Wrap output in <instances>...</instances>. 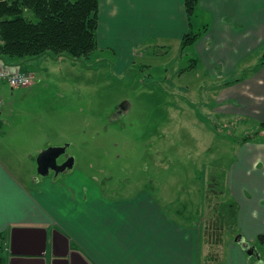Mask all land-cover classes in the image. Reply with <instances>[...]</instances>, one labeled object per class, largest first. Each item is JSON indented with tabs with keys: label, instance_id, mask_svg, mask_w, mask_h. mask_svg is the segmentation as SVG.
<instances>
[{
	"label": "crops",
	"instance_id": "0c3cea01",
	"mask_svg": "<svg viewBox=\"0 0 264 264\" xmlns=\"http://www.w3.org/2000/svg\"><path fill=\"white\" fill-rule=\"evenodd\" d=\"M196 21L207 29L189 46L219 84L212 112L263 121L264 64L251 66L249 58L264 48V0H199L190 22L184 0H99L98 44L130 58L141 56L144 43L180 50ZM231 147L225 176L242 242L224 240L216 260L207 252L203 220L175 207L173 214L175 201L163 203L146 190L106 194L75 179L73 158L61 178L50 175L52 168L26 178L0 158V264H264L260 254L253 263L246 252L264 234V139ZM70 251L77 254L72 262Z\"/></svg>",
	"mask_w": 264,
	"mask_h": 264
},
{
	"label": "rangeland",
	"instance_id": "374dc122",
	"mask_svg": "<svg viewBox=\"0 0 264 264\" xmlns=\"http://www.w3.org/2000/svg\"><path fill=\"white\" fill-rule=\"evenodd\" d=\"M202 28L196 21L192 30ZM146 44L134 58L99 47L85 62L44 54L20 64L35 78L18 87L0 82V158L26 178L41 176L40 152L65 147L59 161L72 157L75 179L106 194L126 197L146 190L163 203L177 200V209L186 204V217L191 213L192 221L211 226L202 228L211 242L207 252L219 255L221 243L233 240L223 215L230 188L220 175L235 156V137L255 130L258 121L212 112L217 78L201 61L181 71L189 58L198 57L193 45L183 55L176 45L161 52L162 45ZM263 54V46H257L251 66ZM50 175H57L53 168ZM215 204L223 225L218 235L212 231ZM261 242L257 235L256 246L264 247ZM252 259L256 263L258 257Z\"/></svg>",
	"mask_w": 264,
	"mask_h": 264
},
{
	"label": "trees",
	"instance_id": "16d2710c",
	"mask_svg": "<svg viewBox=\"0 0 264 264\" xmlns=\"http://www.w3.org/2000/svg\"><path fill=\"white\" fill-rule=\"evenodd\" d=\"M198 1L184 0L189 22L195 13ZM98 27L99 0H0V63L15 65L17 68L14 70H21L25 67L20 64L44 54L54 58L68 56L85 62L99 48ZM206 29L205 25L198 31L190 29L185 32L181 38V54L184 55L186 47L195 43ZM158 48H161L159 50L161 52H166L168 49L165 46ZM197 64V58H189L181 71L195 68ZM260 64H264V54ZM254 139H264V120L258 123L255 130L241 137H235V140L241 143ZM215 174L217 175V172ZM220 177L224 179L225 173L222 172ZM228 201L229 204L223 215L235 240L237 237H242L241 232L236 228L237 204L233 199ZM176 203L178 201L170 203L169 208L173 209ZM186 209L187 205L184 204L178 214L183 216ZM215 216L216 222L213 225L215 228L212 227V231L218 235L219 232L221 234L223 225L217 210ZM209 228L211 226L206 227L205 230H211ZM259 238L263 242L264 235H260ZM207 240L209 241L208 237ZM253 245L256 247V253L262 256L264 247L259 248L256 243ZM208 255L214 260L218 257L213 249ZM250 256L253 258L255 253Z\"/></svg>",
	"mask_w": 264,
	"mask_h": 264
},
{
	"label": "water",
	"instance_id": "95a60500",
	"mask_svg": "<svg viewBox=\"0 0 264 264\" xmlns=\"http://www.w3.org/2000/svg\"><path fill=\"white\" fill-rule=\"evenodd\" d=\"M127 102H123L122 103V105H121V108L122 109H124L125 111H126V109H127ZM65 151V147H62V146H56V147H50V148H48V149H43L41 152H40V154H39V157H38V169H39V172H41L42 174H47L48 172H49V169L50 168H53L55 171H56V173H58V171L55 169V167L57 166V165H59L58 164V158L62 155V153ZM55 153V154H54ZM53 155V163L51 164V165H45V163H44V158L46 157V156H48V155ZM69 165H70V163H69ZM68 166V165H67ZM19 229L18 228H15L13 231L14 232H16V231H18ZM59 236H63L62 234H60L58 231H56V234H55V238L57 239V238H59ZM64 237V236H63ZM65 238V240H66V245H67V238L66 237H64ZM239 237H237L236 239H235V241H238V242H242L241 240H239L238 239ZM44 244H45V241H44ZM246 244V243H245ZM248 244V243H247ZM46 245V244H45ZM44 245V249L42 250V252L40 253V255H44L45 254V246ZM243 245H244V243H243ZM249 246L250 247H248L247 248V250H246V252L249 254V255H252V254H254L255 253V256H257L258 258L260 257L259 256V253H256V251H255V249H256V247L253 245V244H249ZM67 247H68V245H67ZM70 255H69V258H68V260H69V262H72L73 261V258H74V256L75 255H77L74 251H70V253H69Z\"/></svg>",
	"mask_w": 264,
	"mask_h": 264
},
{
	"label": "built area",
	"instance_id": "2783aa9c",
	"mask_svg": "<svg viewBox=\"0 0 264 264\" xmlns=\"http://www.w3.org/2000/svg\"><path fill=\"white\" fill-rule=\"evenodd\" d=\"M35 75L32 71L14 70L0 65V82H7L12 87L26 86L33 83ZM2 101L0 99V106Z\"/></svg>",
	"mask_w": 264,
	"mask_h": 264
},
{
	"label": "flooded vegetation",
	"instance_id": "af4514ba",
	"mask_svg": "<svg viewBox=\"0 0 264 264\" xmlns=\"http://www.w3.org/2000/svg\"><path fill=\"white\" fill-rule=\"evenodd\" d=\"M55 154V153H54ZM53 154V155H54ZM53 155H48L44 158V163L45 165H51L53 163ZM72 161V157H67V158H63L62 160L59 161L58 159V164L55 169L58 171V174H66L68 172L67 170V165H69V163H71ZM51 171V170H50Z\"/></svg>",
	"mask_w": 264,
	"mask_h": 264
}]
</instances>
